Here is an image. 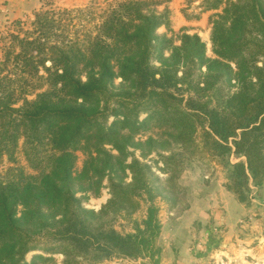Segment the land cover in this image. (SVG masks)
Returning <instances> with one entry per match:
<instances>
[{
  "label": "trees",
  "instance_id": "obj_1",
  "mask_svg": "<svg viewBox=\"0 0 264 264\" xmlns=\"http://www.w3.org/2000/svg\"><path fill=\"white\" fill-rule=\"evenodd\" d=\"M202 2L216 11L212 57L197 33L174 34L154 0L109 3L84 44L44 45L50 11L35 14L42 43L14 36L17 50L0 57V159L12 165L0 172V264H55L43 254L26 262L34 250L60 252L61 264H96L114 252L153 259L164 229L155 198L170 199L174 217L189 209L178 182L184 163L204 174L217 164L240 202L249 184L263 182L264 0ZM19 147L30 173L16 166ZM152 154L165 176L145 159ZM104 178L108 200L86 208L77 194L97 197ZM139 199L146 217L133 233L118 232L113 222Z\"/></svg>",
  "mask_w": 264,
  "mask_h": 264
},
{
  "label": "rangeland",
  "instance_id": "obj_2",
  "mask_svg": "<svg viewBox=\"0 0 264 264\" xmlns=\"http://www.w3.org/2000/svg\"><path fill=\"white\" fill-rule=\"evenodd\" d=\"M36 1H38L37 5L32 7L30 12L26 13L25 16L22 15L21 17L14 15L10 6L0 0V57L7 50H17V42L14 36L29 39L38 36L35 30V14H40L43 11H50L48 16H53L55 19L54 26L51 29V36L45 41L44 45L49 46L53 43L60 44L76 40L79 41L80 44H84V41L81 40L87 33H94L93 26L100 19L99 15L102 14L104 8H106L109 3L112 4L115 2V0ZM199 4L200 7L203 6L202 0H199ZM63 9L67 10L63 12ZM208 11L211 13L207 18V28L205 31L202 30L200 37L206 44L207 56L212 57L213 53L209 40V30L211 26L210 20L213 18V14L216 11ZM190 15L194 16L195 13H191ZM173 33L179 34V31H173ZM38 41L42 43L43 40L39 38ZM175 43H178V41ZM42 54H44V50ZM45 55L47 56V54L43 56ZM45 65H49V61H46ZM39 74L45 75L43 71H40ZM37 82L35 77L31 79V84H36ZM115 82H119V79H115ZM27 98L32 99L33 95L29 94ZM142 117L143 115L140 116V119ZM110 121L111 117L108 119V122ZM145 133V131L140 132L137 136L142 137ZM18 143L19 146H21L22 139H19ZM137 154L138 152L135 151V155ZM16 159V166L23 167L25 172H31L20 147L16 153ZM83 159V154L78 151L75 165L76 171L80 170ZM145 159L151 164L155 173L160 176H165L167 174V168L164 167L156 156L152 154ZM238 160H241V158L231 157L232 163ZM10 166L12 165L9 164L6 158L2 157L0 159V172H4V170ZM211 166V169L204 174L200 166L196 163H184L183 171L180 175V177H182V175L184 176L182 181L185 185H181L185 189L189 206L190 198L194 201L195 199L202 200V198H206L209 201V206L206 205V207H204V210L209 215L206 224L193 225L190 230L191 240L195 245L194 248L199 254V258L206 263L212 261L214 264H264V241L259 240L261 236H264V180L260 185L249 184L248 190H245L247 196L246 201L240 202L233 193L225 188L226 172L213 162H211ZM129 180L130 176L128 175L126 181ZM77 195L82 198L86 208L93 210L99 209L106 203L110 196L107 188V179H103L102 187L97 197L90 196L87 193H79ZM232 199L234 202H232ZM154 202L158 208L157 218L165 227L170 218H173L175 215L174 210L171 208L172 202L170 199H160L159 197H156ZM183 205L184 202L181 203V206ZM193 206L196 213L204 211L203 205L199 203L193 202ZM147 207V201L139 199L138 208L126 217L117 218L113 222L114 228L122 234L133 233L135 224H140L141 220L146 217ZM229 228L231 229L230 231L228 230ZM160 234L161 233H159V235ZM227 235L230 244H227L228 248L225 251L231 256V261L228 258H221L222 254L219 252L223 243L222 239ZM157 244L159 252H156L153 259H148L146 257H126L118 252H114L110 258L103 259L96 264H161L159 256L163 245L160 247V243L157 242ZM36 254L50 256L55 264H61L63 257L58 251L44 253L39 250H34L25 255V261L29 262ZM157 254H159L158 257ZM90 262L91 261L86 258H79V264H89Z\"/></svg>",
  "mask_w": 264,
  "mask_h": 264
},
{
  "label": "crops",
  "instance_id": "obj_3",
  "mask_svg": "<svg viewBox=\"0 0 264 264\" xmlns=\"http://www.w3.org/2000/svg\"><path fill=\"white\" fill-rule=\"evenodd\" d=\"M2 1L10 6L14 15L21 17L22 15L25 16L26 13L30 12V9L35 7L38 3L36 0ZM154 1L156 2L158 10H166L168 12L170 27L173 31L177 32L185 30L186 32L197 33L200 35L202 30L205 31L207 28V18L211 12L203 11L200 7L199 0ZM191 13H195V15L192 16L190 15ZM158 31H166V29L161 26L158 28ZM183 177V175L180 177L179 182L180 184L185 185L182 181ZM189 201V209L181 217L170 218L164 229L160 232L161 234L158 237V243H160V247L163 245L159 256L161 264H214L212 261L210 263H206L199 258V254L195 250V245L192 243L190 236V230L193 225H197V222L205 223L209 218V215L204 210L206 205L209 206V201L206 198H202V200L195 199V201L190 198ZM193 202L203 205L204 211L196 213ZM232 202H234L233 199ZM230 228L228 229L229 231L231 230ZM222 242L224 244L222 243V247L219 249V252L223 255H221V258H228L231 261V256L225 251L228 248L227 244H230L228 235L222 239Z\"/></svg>",
  "mask_w": 264,
  "mask_h": 264
},
{
  "label": "water",
  "instance_id": "obj_4",
  "mask_svg": "<svg viewBox=\"0 0 264 264\" xmlns=\"http://www.w3.org/2000/svg\"><path fill=\"white\" fill-rule=\"evenodd\" d=\"M259 240H260V241H264V236H261V237L259 238Z\"/></svg>",
  "mask_w": 264,
  "mask_h": 264
}]
</instances>
